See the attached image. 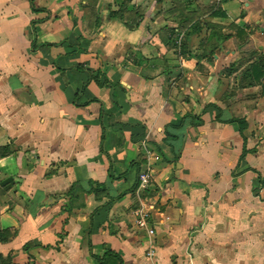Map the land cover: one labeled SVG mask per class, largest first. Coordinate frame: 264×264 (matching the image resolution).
<instances>
[{"label": "crops", "instance_id": "1", "mask_svg": "<svg viewBox=\"0 0 264 264\" xmlns=\"http://www.w3.org/2000/svg\"><path fill=\"white\" fill-rule=\"evenodd\" d=\"M258 56L264 0H0V255L264 264Z\"/></svg>", "mask_w": 264, "mask_h": 264}, {"label": "trees", "instance_id": "2", "mask_svg": "<svg viewBox=\"0 0 264 264\" xmlns=\"http://www.w3.org/2000/svg\"><path fill=\"white\" fill-rule=\"evenodd\" d=\"M124 1V7H127V4H129L132 0H123ZM111 17L118 19L120 21H124V14L123 11L121 13L119 12H111ZM244 37V42L247 40L248 36L245 34L243 30H238ZM185 41L182 42L180 46V51L183 52L185 49ZM252 56V55H251ZM246 77L252 78L254 84H260L261 80L264 78V58L263 57H256L253 60V64L250 66L249 70L246 71L245 73ZM89 77L91 81H94L97 83L99 86H104L107 85L108 79L104 76H102L100 71H95V72H89ZM103 78V83L100 81V79ZM85 88V87H84ZM8 236L9 232H0V241L1 242H7L8 241ZM0 264H12L10 259H4L0 255Z\"/></svg>", "mask_w": 264, "mask_h": 264}, {"label": "built area", "instance_id": "3", "mask_svg": "<svg viewBox=\"0 0 264 264\" xmlns=\"http://www.w3.org/2000/svg\"><path fill=\"white\" fill-rule=\"evenodd\" d=\"M181 40H182V36L179 37V39L177 40V44L180 46L181 44ZM149 184H150V170L149 168L140 175L139 177V191H146L149 188ZM140 217L141 220L138 222V224L140 226H146L147 222V218L149 217V214L146 213H140ZM149 235L153 236L154 235V231L153 229L149 230ZM148 258L152 259L155 256V251L153 248L150 249V251L148 252Z\"/></svg>", "mask_w": 264, "mask_h": 264}, {"label": "rangeland", "instance_id": "4", "mask_svg": "<svg viewBox=\"0 0 264 264\" xmlns=\"http://www.w3.org/2000/svg\"><path fill=\"white\" fill-rule=\"evenodd\" d=\"M254 53H255L254 55H256V53H258V52H254ZM254 55H253V56H254ZM248 56H249V55H247L243 60L248 59ZM251 58H252V56H251Z\"/></svg>", "mask_w": 264, "mask_h": 264}]
</instances>
